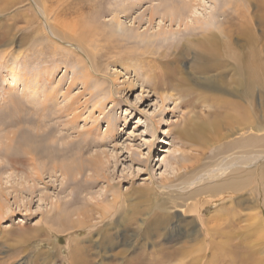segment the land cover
Returning <instances> with one entry per match:
<instances>
[{
    "label": "rangeland",
    "instance_id": "1",
    "mask_svg": "<svg viewBox=\"0 0 264 264\" xmlns=\"http://www.w3.org/2000/svg\"><path fill=\"white\" fill-rule=\"evenodd\" d=\"M21 1L22 6L20 4L0 15V154L5 145L12 146L11 151L7 150L6 156L0 155V204L3 203V209L6 216L8 215L0 222V264H68L69 257L71 262L81 258L78 264H187L194 256L198 259L197 264H222L223 255L227 254L230 256V264H236L235 255L244 260L241 264H258L254 260L258 248L262 247L261 254L264 253L263 196L255 199L254 195L247 192L241 198L238 194L235 199L222 206L228 209L221 215L224 219L229 218L223 225L227 226L226 238L216 237L214 244L223 240L227 242V247L219 249L212 244L213 248L205 249L206 245L201 236L195 241H190L186 236L192 228H199L196 226L195 216H192L194 214L186 208L187 205H193L194 200H186L184 195L180 199L175 193L171 195V192L168 195H159L162 191L160 187L174 191L177 189L183 194L186 192V186L183 185L192 179L207 175L210 171L220 172L224 164L232 161L240 164L247 149H239L244 140V146L247 144L250 147L247 140L264 139L261 133L243 129V120L238 117L242 108H245L251 115L252 122L264 126V90L255 85L252 88V98H246L243 93L245 76L243 73L238 74L236 70L255 63H259L264 70V29L259 22L264 13L255 11L256 0H180L183 2L181 4L179 0H101L96 7L97 23L104 33L113 37L116 46H110L111 50L106 52V46L100 42V46L93 49L97 57L106 53L109 60L101 57L98 71L95 69L93 75L88 77L79 63L65 58L61 51L54 54V35L49 34L45 28L43 30L44 18L40 14L43 13L42 7L47 11L49 7L53 8L50 13L46 12L47 24L51 29L54 24V6L58 0H48L42 7L35 0ZM184 3L188 4L187 7L182 6ZM87 5L82 7L86 8ZM130 6L133 9L129 10ZM118 7H122L121 11ZM150 12L155 14L151 21L148 16ZM239 12L247 14L248 20L250 18L251 21L246 25L250 34H240L235 29L241 37L232 41L234 54L224 48L221 39V43L218 41L214 48L198 47L204 32L212 30L217 34L222 27L227 28L229 25V22L222 21L228 16L236 17ZM171 14L176 15L172 22L168 20ZM195 15L196 18L205 20L200 27L191 21ZM76 16L77 13L72 18H67L74 19ZM116 16L120 19L118 25L114 24ZM162 16L167 18L162 19ZM180 16L185 17L180 23L181 26L177 21ZM232 21L239 23L237 20ZM59 44L65 48L64 44ZM177 52H180L181 57L175 66L182 72V80L175 82L169 92L153 93L150 88L154 87L152 74H148L142 67L145 62L139 61L144 58L145 61L153 59V62H166ZM78 55L81 57L79 53ZM135 55L141 56V60ZM197 56L204 58L205 62L201 65L210 68L209 73L195 70ZM157 62L155 66L160 67ZM171 65L168 67H175ZM99 86L101 87L98 88ZM64 92L66 94L63 97ZM165 94L173 96L161 102L160 96ZM71 98L75 99L74 105L78 108L74 111L76 113L73 112L77 116L76 121L70 125L72 128L68 126L69 129L64 127V123L71 115L62 116V120L60 117L54 120V114L57 115L56 109L68 105ZM98 110H103L102 114ZM27 118L31 120L25 121ZM211 121L214 125L210 131H202L201 135L192 134L197 127H203ZM55 123L60 124L57 126L56 135L64 132L66 138L63 140L65 143L59 141L54 148ZM88 130L90 135L87 136V141L92 140L93 146L83 153L84 156L79 161L75 155L82 152L79 148L85 149L82 144L86 138L81 140L78 134ZM182 132L189 133V136H181ZM239 140L241 144L236 145ZM71 141L72 149L69 153L64 152ZM24 148H29L30 151L34 149L35 166L41 179L35 184L36 194L30 204H25L28 199L26 190L30 187L33 189L34 184L26 175L33 173V166L29 157L22 153ZM257 150L261 151L259 147ZM257 150L251 151L247 156L260 158L261 155L255 156L254 151ZM107 159L113 163L109 165L106 175L111 183L118 184L120 193L126 198L121 212L126 219L121 217L119 227H109L110 234H116L114 244L105 249L101 248L97 234L86 230L75 234L61 231L54 233V228H57L56 231L60 228L58 217L54 218V204L60 205L61 202V213L70 214L72 210L87 208V204L104 191L105 185L99 184L90 189L89 194L82 192L83 184L78 183L81 178L76 173L79 163L83 164L84 177L91 178L99 175L101 163ZM93 160L97 162L93 163ZM195 160L199 173L192 175L188 173V168ZM54 164L59 168L66 166L71 171L72 176L67 178L69 181L60 172L53 173ZM234 167L241 166L232 168ZM241 170L242 168L238 171ZM213 177L203 176L200 180L202 182L203 179ZM147 188H155L150 197L143 194V190ZM204 197L205 195L196 199L206 201L208 197ZM164 198L177 203V207L166 205L169 210L167 208L165 225L160 228L149 226L146 231L151 234L145 237V227L140 230L139 225L143 219L151 218V222L154 214L160 213L157 204L165 200ZM223 202L206 205L203 218L208 219L214 215ZM94 216L96 218L92 223L98 221L97 216ZM191 220H194L193 225L187 226ZM257 220L263 229L260 242L254 236ZM220 222L222 221L218 223ZM41 223L49 228L48 231ZM212 224L213 221L208 225ZM123 225L127 232L123 231ZM101 226L97 224V227ZM131 230L135 232L134 235L137 233V237H133ZM71 239L79 241L78 245L86 249L87 254H68ZM123 245H126L127 253L117 254ZM193 246L196 247L195 250ZM198 246L199 252L203 253L195 252ZM151 249H156L157 254H152ZM146 254L149 255L148 259L144 260ZM245 254L248 255L246 259Z\"/></svg>",
    "mask_w": 264,
    "mask_h": 264
},
{
    "label": "bare ground",
    "instance_id": "2",
    "mask_svg": "<svg viewBox=\"0 0 264 264\" xmlns=\"http://www.w3.org/2000/svg\"><path fill=\"white\" fill-rule=\"evenodd\" d=\"M35 1L38 4H40L41 7H42V5L44 4V2H46L48 0H35ZM21 2H22L21 0H0V15L6 14L12 8H14L16 6H19L21 4ZM33 2H34V0H33ZM56 2H57V5L54 6V18H53L54 19V24L52 26L53 29L52 28L50 29L49 24H47V20H46V18H47L46 12H49L50 13V11H52L53 8L50 9V7H49V9H48V6H46V8L49 10V11H47L45 8L42 7V12L43 13H40L39 12L41 14L42 18H44L43 19L44 20L43 21V23H44L43 30L45 28L46 31L47 30L49 31V34L54 35L53 36L54 37V42H55L54 43V54H59V52L61 51L62 53L65 54L64 55L65 58H69V59L73 60L75 63H79L81 69L85 72L86 76L88 77L90 74L93 73V71L95 69H97L96 71H98L99 64L101 62V57H105V58L107 57L106 53L105 54L101 53L100 57H97L95 55V53L93 52V49H96V47L100 46V44H99L100 42H103L104 45L106 46V47H104L105 49H107L106 52H108V50H111L112 47L116 46V45H114L115 44V41L113 40V37H111L110 35H107L106 33H104L99 28L98 23H97L98 16L96 15V10H97L96 7L99 6L101 0H58ZM179 2H180V0H179ZM181 2H180V4H181ZM256 2H257V4H256V10L255 11L257 13L258 12H263L264 13V2L261 1V0H256ZM149 3H150V1H149ZM168 3H170V2H168ZM85 4H88V5H87L86 8L84 7L85 8L84 9L82 6H84ZM134 4H135V2H134ZM180 4H179V6H181ZM33 5H36V4L34 3ZM183 5H185V3L182 4V6ZM187 5L188 4L186 3L185 6L187 7ZM21 6H22V4H21ZM24 6H26V5H24ZM50 6L53 7L52 5H50ZM136 7L138 8V6H136ZM27 8H30V7H27ZM118 8L120 10V8H122V7H118ZM131 9H133V8L132 7L129 8V10H131ZM191 9L192 8L190 7V10ZM119 10H116V11H119ZM174 10H176V9H174ZM29 11L31 12V10H29ZM149 11H151V10H149ZM152 11H154V10L152 9ZM78 12H79V14H78ZM185 12H187V10ZM76 13H77V16L74 17V19H68L67 18V17L72 18ZM164 13H166V12H164ZM37 14H38V12H37ZM189 14H192V12L189 13ZM246 15L247 14H245L244 12H239V13H237L236 17L235 16H231V17L228 16L229 18L227 17V19H225L223 21L221 20L222 23H228L229 22L228 27L227 28L222 27L217 34H215L212 30H207L206 32H204V34L201 35L203 38L199 42L198 47L203 48V49L214 48L222 40V43H223L224 48L226 50L230 51L232 54H234V51L235 50H233L234 45L232 43L233 39L234 38H237V37H241L240 34H244L245 32H246V34H250V32L246 28V25H248L251 20H250L249 17H248L249 18V20H248L247 19V16L248 15L247 16ZM148 16H149V21H151L152 19H154L155 14L153 12L152 13L150 12L148 14ZM108 17H110V16H108ZM116 17H114V24L118 25V20H120V19L118 17L117 18ZM175 17H176V15L171 14L168 17V20L170 22H172V21L175 20ZM164 18H167V16L166 17H163L162 16V19H164ZM183 18L185 19V17H183ZM183 18H181V16H180L177 19V21L179 22V25L180 26H181L180 23H182V20L184 21ZM232 20H237V21H239V23L238 24H235V22H233ZM191 21L193 23H195V24H198L199 27H200L201 23H204L205 22L204 19L200 20L199 18H196V15L194 16V18ZM191 21L190 22L188 21V23H191ZM178 22H177V25H178ZM230 22H232V23H230ZM259 22L261 24L260 26H262V28L264 29V16H262V17L259 18ZM193 23H191V24H193ZM185 26H187V23L185 24ZM185 26H184V29L186 28ZM178 28H180V27H178ZM188 29H189V27H188ZM235 29H237V31L240 34H238ZM169 31H171V29ZM167 34H165V36ZM56 41L59 42V43H61V44H64L65 45V48L61 47L60 44L57 43ZM259 45H260V43H259ZM72 46H74V48H72ZM110 46H112V47H110ZM77 52L81 55V57H79V55H78ZM114 53H115V51H114ZM179 53L180 52H177L176 54L174 53V56H170L171 58L167 59L166 62H162L163 60L161 62L158 60L159 62H157V60H156V62L159 63V66L160 67L155 66V63L156 62L155 61L153 62V59H150V60L145 61L144 58H143L144 61L143 60L142 61H139L140 63L141 62L142 63L145 62V64H143L142 67L145 68L148 71L147 72L148 74L149 73L152 74L151 77L154 80V87L152 86L150 88L153 91V93H155V94L156 93H159L160 94V92H161V94H162L164 92H169V90L174 87L175 82L179 83L182 80V78L180 76V74H182V72L178 69L177 66H175V65H177L178 61H180L179 59H180L181 55ZM142 54H144V53H142ZM142 54H140V55H142ZM135 56L138 57L139 60H141L140 59L141 56H137V55H135ZM212 57H213V54L211 55L210 59ZM111 58L112 57H110V59ZM138 58H136V59H138ZM108 60H109V57H107L106 61H108ZM204 62H205V60H204L203 57L197 56L195 58V63H194V64H196L195 70H197L198 72L209 73L211 71V69L208 68V67H206V66H202L201 65ZM170 64L174 65L175 67H168ZM150 67H153L155 69L154 70H151ZM262 69H263V67H260V64L259 63L250 64L246 68H244V67H241V68L238 67L236 69L238 74L239 73H243L244 76H245V81L243 83V93L245 94L246 98H252V93H253L252 92V88L255 85H257L258 88L264 90V70H262ZM86 80H88V79H86ZM71 86H72V84H71ZM100 87L101 86H99L98 88H100ZM98 88H96V89H98ZM85 89H87V88H85ZM86 91H88V89ZM57 93H58V91H57ZM94 93H95V91H94ZM94 93H90V95H94V97H95L96 96L95 95L96 93L95 94ZM65 94L66 93L64 92L63 97L65 96ZM102 96H104V95L102 94ZM172 96L173 95H171V94L170 95H168V94L161 95L160 96L161 102L162 101L163 102L166 101L168 98H171ZM71 100L72 101H70L69 104L66 105V106H64L63 108L56 109L57 111L55 113H57V115L54 114V116H55L54 117V120H57L56 119L57 117H60V120H62L61 119L62 116H64V115L65 116L71 115L70 119L67 120L64 123V127H66V128L68 126L72 128V126H70V125L75 123L76 117H77V116H75V114H73V112L75 110H77L76 108H78V107H76L74 105V103H75L74 100L75 99L73 100V98H71ZM97 101H99V103H100V100H97ZM56 103H58V102H56ZM94 105H96V104H94ZM101 105H102V102H101ZM58 108H60V107H58ZM96 108H98V107H96ZM76 112H74V113H76ZM98 112H100V114H102L101 112H103V110L102 111L101 110H98ZM238 117H239V119L243 120V122H241V125L243 126V129H245V130L252 129V130H254L257 133H261V134L264 135V126H262L260 124H255L254 122H252L251 115H249L245 111V108H242V110H241L240 114L238 115ZM28 120H31V119H28L27 118V120H25V121H28ZM39 120H40V118H39ZM38 122L41 123V121H38ZM58 123H55L54 126H53L54 127V148H55V145H57L56 144L57 142L63 141L66 138L65 135H63L64 132L62 134L63 136L60 135V134L59 135H56L57 126L60 125ZM213 125H214V122L211 121L208 124H205L203 127L202 126H199V127H197L195 129V131L192 132V134L201 135L202 131H205V130H209L210 131V129L212 128ZM204 127H206L207 129H204ZM88 135H90V130L85 131V132H81V133L78 134V136L80 137L81 140L83 138H86L85 142L82 144V147L85 148V149L84 150H81L79 148V150L82 151V152L81 153H76V155H75L76 157H78L79 161H80V158H82V156H84L83 153L87 152L93 146V144L91 142L92 140L91 141H87L88 140V138H87ZM186 135L189 136V133L182 132V135L181 136H186ZM48 138H50V135H49ZM80 139H78V140H80ZM252 139H253L252 141L251 140H247V143L250 145V147L247 144L244 146V144L246 143L245 140H244V144L243 143L241 144L240 143V140L235 143L236 145L238 143H240L242 145V146H240L241 148H239V149H245V148H247V149H245L246 150V154L241 158L240 164L233 163L234 161H232L230 163L224 164V167L220 168L222 170L220 172L210 171L209 174L207 173V175H201L200 177H197V179H195L193 177L194 179H192L191 181H189L187 184L183 185V186H186L185 187L186 188V192L185 193L182 194L177 189L174 191V190H169V189H167L165 187H160V188H162V191L159 194L161 196L167 194L168 192H171L170 193L171 195H173L172 193H175L176 195H178V197H180V199L183 198L182 196L184 195V196H186L185 197L186 200H191V201L194 200V204L193 205H191V204L190 205H187L186 208H187V211L192 212L194 214L192 216H195L194 219H195V222L197 223L196 226H199V228L197 227L195 230L192 228V230H190L189 233H188V235H186V236H188V238H190V241H193V240L195 241L197 238H199V236H201L202 237V240H203V243L206 245V247H204L205 249H207V247H208V249L213 248L212 247V244H213V246L215 248L218 247L219 249L226 248L227 247V242H224L223 240H220L221 243L214 244V240H215L216 237H218L219 239L226 238L225 228L227 226L226 227H223V225H224V223H226L229 220V218H225L224 219L223 217H221L222 213L226 212L225 209H227V208H223L222 206H225L230 201H232L233 199H235L234 198L235 195L240 194V197L242 198V196L244 195V193L249 192L252 195H254L255 199L260 198V197L263 196V202H264V149H263L264 148L263 147L264 139H262V140H258V139H254V138H252ZM9 141H10V139H9ZM31 144H29V145H31ZM252 144L254 145V147H251V146H253ZM72 145L73 144H72V141H71V143L68 144L66 151H64V152L69 153L70 150L72 149ZM258 147L261 150L259 152L257 150ZM28 149H25L24 148L22 150V153L23 154H26V156L29 157L28 158L29 159V162L33 166V168H32L33 173L30 174V175L27 174L26 175V178H28L29 181H31L34 184V187H33V189H30L31 187L30 188H27L28 191L26 190V196L28 197V199L25 200L26 201L25 204H30V203L33 202V198H35V194H36V192H35V184H36V182H40L41 181L40 176H39V173H38L39 171H38L37 167L35 166L36 165L35 164V159H34L35 158V151H34V149H32L31 150L32 152H31ZM3 150L4 151L0 155L1 156H6V154H8L7 153V150H10L11 151L12 150V146L10 144H7V145H5V147H4ZM253 150H257V151H254L256 153L255 156L261 155L262 158L261 157L260 158H256V157H253V156H247L248 153H251V151H253ZM9 154H10V152H9ZM211 159H213V156H211ZM76 161H77V159H76ZM95 162H97V161L93 160V163H95ZM85 163H86V161H85ZM112 163H113V161H111L109 159H107L104 162H102L101 163V169H100L99 175H93L91 178L84 177V167H83V164L82 163H79V165H78L79 169H78V171L76 173L80 176L81 179H80V181L78 180L79 182L76 181V184H77V182L79 184L80 183L83 184L82 192L88 193V191L90 189H93V188L97 187L99 184H104L105 185V187L103 188L104 191H101L99 193V195L96 198L93 199L94 201L90 202V204H87V208H84V209L83 208H80L79 211H77L76 209H75L76 211H73L71 209L72 211H71L70 214L61 213L62 211H61V209H59V206H61V202H60V205L59 204L58 205L57 204H54V212H55L54 218L58 217V221L60 222V228H59V230L56 231L57 228H54V233H57V232L60 233V231H61V232H65V234H69L71 232L75 234V233H79L81 231H85L86 230L87 232L89 231V232H93V233H96L97 234V237L99 239V240L98 239L97 240H98V243H101L100 244V247L101 248L104 247V249H105L107 247H111L114 244L113 243V240L116 239V237H115L116 234L114 236L112 235L113 233L110 234L109 227H111L112 229H114L115 226H118L120 224L121 217H123V213H121V212H122V209H123V207L125 205L124 203L126 201V198H125V195L124 194L120 193V191L118 189V184L111 183L109 181L107 175H106V172L108 171V169L110 167L109 165H111ZM196 163H197V161L195 160L194 164H191L190 167L188 168V173L189 174L196 175V174L199 173V171H198L199 169H197L198 166H197ZM238 165L241 166V167H234V169L232 168L233 166H238ZM53 168H54V172H53L54 174L57 173V172H60V174L63 176V178H65L67 181H69L67 178H70L69 176L72 173H71V171H69V169L66 166L63 167V168L62 167L59 168V166H57L56 164H54V167ZM240 168H242L241 172L238 171ZM42 173H43V170H42ZM216 174H217V176H216ZM203 176H214V177L213 178H210V179H206V180L203 179L202 182H201L200 178L203 177ZM91 181H94V182H91ZM71 183L73 184L74 181H72ZM74 188H77L78 189V187H76V186ZM154 189L152 190L151 188H147V189L143 190L144 196L150 197L151 194L153 193ZM73 190H75V189H73ZM79 194H81V193H79ZM203 195H205V197H208L206 201H205V199L204 200L201 199ZM156 196H158V195H156ZM199 196H201V198L199 200L196 199ZM109 197H110V199H109ZM254 197H253V199H254ZM195 199H196V201H195ZM217 201H219V202L224 201V202L220 205L221 207H219L217 210H215L214 215H212L208 219L203 218V213L205 211L206 205L208 206L211 202H217ZM22 202H24V201H22ZM257 202H259V201H257ZM15 203H16V201H15ZM168 204L172 205L175 208L177 207V203H174V201L171 202L170 200H167V199H165L163 201L162 200L159 201V203L157 204V206H158V212H160V213H155L154 214V217H153V219L151 221L152 223L149 222V220L151 218L150 219H143L141 221V225H139V227H140L139 229L141 230V229H144L142 227H145L144 231H146L149 226H154V227L160 228L163 224L165 225V223L167 221L166 220V213H168V210H169V208L166 207V205H168ZM3 207H4L3 206V203H1L0 204V222H2L3 220H5L6 217L8 216V215L6 216V212L4 211ZM167 208H168V210H167ZM58 210H60V212ZM8 211H9V209H8ZM56 211H58V212H56ZM68 211H64V212H68ZM94 215L97 216V220L98 221L92 223L91 221L96 218ZM256 216L257 215H255V217ZM125 219H126V217H123V220H125ZM211 221H213V224L211 226H209L208 224H210ZM219 221H222V222L218 223ZM41 222H43V221H41ZM193 223H194V220H191V222L188 223L187 226L193 225ZM43 224L45 226V222ZM97 224H101L102 226L101 227H97ZM41 225H42V223H41ZM44 226L42 225V227H44ZM49 227H50V224H49ZM45 229L47 230L49 228L46 227ZM122 229H123L124 232H127L128 231V230L127 231L125 230L124 225H123ZM262 230H263L262 229V224H260L258 222V220H257L256 221L255 230H254V236L257 238V242H260L261 241V238H262V235H263L262 234ZM135 231H136V229H135ZM144 231L142 232L143 235H144ZM120 232H122V231H120ZM130 233H133L132 230H131ZM134 233H133V235H134ZM145 233H146V235H144L145 237H147L149 235V233L151 234V232H148V231H146ZM130 235L132 236V234H130ZM162 235H164V234H162ZM154 236H155V234H154ZM122 237H123V235H122ZM133 237H137V233ZM124 238H125V236H124ZM46 241H47V239H46ZM154 241H155V239H154ZM78 243H79V241H74V239H71L70 240V243H69L70 244L69 245V253L68 254H87L86 249L85 250L82 249L78 245ZM155 243H157V242H155ZM72 244H73V246H72ZM126 245H123L124 247H122V249H120L117 252V254H126L127 253ZM155 246H156V244H155ZM128 248H131V246H129ZM195 248L196 247H194V250H195ZM198 248H199V246L197 247V250L195 251L196 253L199 252ZM151 250H152V254H157V252H158L156 249H151ZM202 250L204 251L203 248H202ZM215 250H217V249H215ZM178 252H179V250H178ZM226 252L229 253V251H226ZM263 252H264V250H263ZM96 253H99V252H96ZM129 253H131V251ZM139 253H140V251H139ZM199 253H203V252H199ZM261 253H262V247L258 248V250H257V252L255 254L258 257V258L256 257L257 260H256V258H254V260L256 262L258 261V264H264V253L263 254H261ZM91 254H94V252L91 253ZM143 254H145V253H143ZM149 254H151V252ZM195 254H193V255H195ZM148 256L149 255L146 254L145 259H144V257L142 259L146 260V259H148ZM195 257L196 256L192 257V259H191L192 261L189 260L188 263L187 262H185V263H187V264H197L198 259H196ZM205 257H207V256H205ZM188 258H190V256ZM208 258H209V256H208ZM246 258H248V255L247 254H245V259ZM182 259H184V258H182ZM185 259H187V258H185ZM80 260H81V258H79L77 260H73V262H71V259L69 257L68 258V264H78V263L81 262ZM229 260H230V256L228 257V254H227V255H223V260L222 261L220 260V261L222 262V264H230L229 263ZM234 260L236 261V264H238V262L241 264L244 261V260L242 261V258H238L236 255H235ZM179 262H181V261H179ZM130 264H131V262H130Z\"/></svg>",
    "mask_w": 264,
    "mask_h": 264
}]
</instances>
